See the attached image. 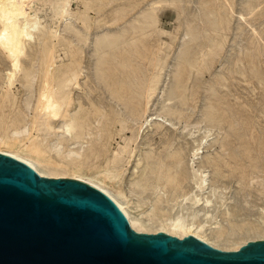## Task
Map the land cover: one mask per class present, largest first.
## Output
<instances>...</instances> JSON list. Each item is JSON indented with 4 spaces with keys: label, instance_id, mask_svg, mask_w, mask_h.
Returning <instances> with one entry per match:
<instances>
[{
    "label": "rangeland",
    "instance_id": "rangeland-1",
    "mask_svg": "<svg viewBox=\"0 0 264 264\" xmlns=\"http://www.w3.org/2000/svg\"><path fill=\"white\" fill-rule=\"evenodd\" d=\"M30 6L19 69L0 47V138L25 130L1 149L38 144L45 174L123 190L153 234L180 216L223 249L264 239V0ZM47 59L68 97L50 125L36 110Z\"/></svg>",
    "mask_w": 264,
    "mask_h": 264
},
{
    "label": "water",
    "instance_id": "water-1",
    "mask_svg": "<svg viewBox=\"0 0 264 264\" xmlns=\"http://www.w3.org/2000/svg\"><path fill=\"white\" fill-rule=\"evenodd\" d=\"M0 264H264V240L224 251L191 235L139 233L98 188L0 153Z\"/></svg>",
    "mask_w": 264,
    "mask_h": 264
},
{
    "label": "bare ground",
    "instance_id": "bare-ground-1",
    "mask_svg": "<svg viewBox=\"0 0 264 264\" xmlns=\"http://www.w3.org/2000/svg\"><path fill=\"white\" fill-rule=\"evenodd\" d=\"M34 0H0V47L8 54V57L14 64L15 70L19 69L21 67V56L25 54L26 51V40L29 37H33V30L37 29L39 26V22L36 19H31L27 16V10L26 7L30 6L33 3ZM31 7V6H30ZM59 15H65L67 13L66 9L60 8ZM22 17V18H20ZM52 51V50H51ZM53 53V51H52ZM50 54V53H49ZM53 56V54H50ZM51 56V57H52ZM50 57V58H51ZM53 58V57H52ZM48 61V59H47ZM46 62V61H45ZM51 61L46 62L47 67L44 68V75H43V87L40 90L39 93V102L37 105L36 110L38 111V118L37 120L44 119L47 125H50V121L54 118H57L62 110V107L64 104L67 103V98H61L57 88L55 87L54 82L56 81L53 73L50 71V65ZM23 66V65H22ZM46 68V69H45ZM23 69V68H22ZM76 70V68H75ZM71 71L69 74L67 73V82H72L74 79H77L79 75ZM15 76L14 73L10 75V79H12ZM74 78V79H73ZM66 86V85H65ZM93 90V89H92ZM70 94V93H68ZM67 94V95H68ZM70 104V103H69ZM68 124V123H67ZM26 129V128H24ZM28 129V128H27ZM73 126H67V131L72 132ZM25 130L19 132L15 131L13 133V138H0V144L8 145L11 143V141H16L19 137V135ZM28 131V130H27ZM4 132V131H3ZM14 132V131H13ZM25 134V133H24ZM22 135V134H21ZM2 137V136H1ZM6 137V136H5ZM18 141V140H17ZM20 141V137H19ZM35 143V142H34ZM13 144V143H12ZM22 145V143H21ZM10 147V146H9ZM38 144H33L31 146H28L26 148V155H20L18 153L5 151L1 149L0 147V153L6 154L9 156H12L16 158L17 160H20L32 168H34L41 176L45 177H54V178H62L64 176H55V175H48L45 174L43 171L40 170L39 165L43 162V151L40 148ZM22 148V147H21ZM43 164V163H42ZM46 164V163H45ZM54 165H57L56 163ZM58 166V165H57ZM63 166H65L63 164ZM70 177V176H69ZM73 179L80 180L83 182H86L95 188H98L105 194H107L124 212V214L127 216L131 227L139 232V233H154L147 231V222L146 220H142L139 218H133L131 213L129 212V206L127 203L123 202V198L127 199V196L123 190H111L110 188H107L101 185L97 181H93L87 177H84L82 175H79V177H72ZM106 178H109L106 176ZM104 182V181H103ZM112 182V181H111ZM114 183V182H113ZM121 188V187H120ZM122 189V188H121ZM130 201V200H129ZM128 201V203H129ZM127 202V200H126ZM131 202V201H130ZM131 204V203H130ZM150 225V224H149ZM162 232H165L167 234H170L172 236H177L179 238H184L186 236H195L196 238L208 243L209 245L221 249V250H239L243 245L240 244L234 249H223L217 245H215L213 242L209 241V239L205 238L203 234H201V231L203 230L202 226H198L194 223H188L186 220H184L182 217L177 216L173 218H167V220L160 222V227ZM158 231V229H157ZM160 231V230H159ZM157 233V232H155ZM264 240V239H261ZM241 243V242H240ZM242 243H244L242 241ZM246 243V242H245Z\"/></svg>",
    "mask_w": 264,
    "mask_h": 264
}]
</instances>
